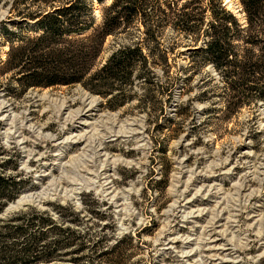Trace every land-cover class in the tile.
I'll list each match as a JSON object with an SVG mask.
<instances>
[{
  "label": "rangeland",
  "instance_id": "rangeland-1",
  "mask_svg": "<svg viewBox=\"0 0 264 264\" xmlns=\"http://www.w3.org/2000/svg\"><path fill=\"white\" fill-rule=\"evenodd\" d=\"M225 1L246 25L241 1L232 0L231 9ZM14 2L0 0V161L16 160L19 168L10 174L27 184L0 213V226L32 209L56 219L55 208L70 205L82 218L77 229L90 241L81 264H105L99 251L124 238L114 264H219L222 245L230 249L227 260L264 264V100L233 105L213 65L191 56L204 36L196 41L174 22L156 29L149 44L145 23L109 36L92 72L124 46L141 43L149 58L169 51L168 62L147 58L146 68L137 67L142 76L124 95L116 87L113 103L81 84L22 93L16 73L1 68L11 45L33 34L19 25L36 21L10 13ZM113 2L93 3L98 24ZM204 178L207 185L221 184L219 193L212 188L214 198L198 193ZM83 194H94L101 205L91 197L83 204ZM196 198L208 201L196 204L208 210L201 218L189 204ZM213 225L220 227L213 232ZM205 241L214 248L196 252ZM71 256L43 264H74Z\"/></svg>",
  "mask_w": 264,
  "mask_h": 264
},
{
  "label": "trees",
  "instance_id": "trees-1",
  "mask_svg": "<svg viewBox=\"0 0 264 264\" xmlns=\"http://www.w3.org/2000/svg\"><path fill=\"white\" fill-rule=\"evenodd\" d=\"M240 1L246 25L240 24L222 0H114L104 6L99 24L92 6L94 2L105 4L106 0H15L10 13L36 23L29 26L25 21L19 25L20 29L31 27L33 34L11 45L2 74L15 72L22 93L30 88L81 84L93 94L111 97L108 103H113L115 88L119 87L118 92L124 95L133 78L142 76L137 67L146 68L149 56L143 54L141 43L124 46L101 69L92 72L107 38L139 22L145 23L149 44L155 40L156 29L174 22L178 31L196 41L204 36V46L191 56L213 65L222 78L225 94L230 100L236 99L235 107L251 103L252 98L264 100V0ZM209 13L211 19L207 22ZM168 52L152 53L149 59L168 62ZM0 151L5 153L3 146ZM10 168L17 171L19 163L13 159L0 161V213L27 184L10 174ZM88 197L93 198V205L100 204L94 194H83V204ZM55 209L56 219L48 212L32 209L0 226V264L52 263L68 255H73L69 262L84 263L90 241L77 229L82 222L80 213L70 205ZM125 239L99 253L100 241L96 242L93 250L105 264H114ZM68 249L72 251L61 252Z\"/></svg>",
  "mask_w": 264,
  "mask_h": 264
},
{
  "label": "bare ground",
  "instance_id": "bare-ground-1",
  "mask_svg": "<svg viewBox=\"0 0 264 264\" xmlns=\"http://www.w3.org/2000/svg\"><path fill=\"white\" fill-rule=\"evenodd\" d=\"M226 2V6H227V8L228 9H231V5H232V0H226L225 1ZM233 8V7H232ZM233 10V9H232ZM83 116V115H82ZM82 116L80 117L79 116V119H83L82 118ZM80 120V121H81ZM83 121V120H82ZM85 121V120H84ZM86 122V121H85ZM84 122V123H85ZM81 123V122H80ZM81 124H83V122L81 123ZM225 169V168H224ZM223 172V171H222ZM226 172H228V171H226ZM226 172H225V174H226ZM224 173V172H223ZM205 175V174H204ZM230 177V176H229ZM206 178V177H205ZM205 178H204V181L202 180V182H204L203 184H202V186H201V188L199 189V191H198V193L199 194H204L205 195V197L206 196H208V195H210V196H214L213 195V193H219V191L221 190V189H217V186H219V185H221V184H218V185H215V186H210V185H207L206 183H208V180H205ZM207 185V186H206ZM213 187H216V191L215 192H213L212 194L210 193L211 192V190H212V188ZM220 187H222V186H220ZM214 189V188H213ZM215 190V189H214ZM199 197V196H198ZM22 198V197H21ZM28 198H30V197H25V195H24V198H23V200L24 199H28ZM214 198V197H213ZM191 201V200H190ZM204 201H206V203L208 202L207 201V199H203V200H200V199H198V198H196V199H194L193 201H191V202H189V204L191 205V207H195V208H198L197 209V214H198V216H197V218H201L202 216H205L206 214H208V212H206V211H208V210H206V208H201V209H199V207L200 206H202L203 204H205V202ZM210 202V201H209ZM196 204H198V206L196 205ZM197 206V207H196ZM217 208V207H216ZM194 211V210H193ZM194 212H192V213H190L189 214V216L190 215H192ZM207 217V216H206ZM196 218V217H195ZM219 221H222V218H220L219 219ZM216 225V224H215ZM212 226V225H211ZM217 227H220V225L219 226H217ZM216 226H214L213 225V227L211 228L212 229V231L214 232V229H216L217 228ZM219 231V230H218ZM220 233H223V232H221V231H219ZM209 236V235H208ZM219 236H222V235H219ZM213 237V236H212ZM187 240V239H186ZM195 240V239H194ZM191 241H193V240H191L190 239V241H188L187 243H188V245H190L191 244ZM196 241V240H195ZM194 241V242H195ZM208 241V240H207ZM213 241V240H212ZM218 241H222V239L221 240H218V239H216L215 241H213V242H215V243H217ZM213 242H211V243H213ZM173 243H175V240H170V244H171V246H172V244ZM197 243V242H196ZM169 244V243H168ZM200 244V243H199ZM209 244H207V242L205 241L204 242V244L202 243V244H200L199 246V248L198 249H200L201 251H197L198 249H196V252H200V253H202V252H210L213 248H214V246H213V248H206L207 246H208ZM226 247V245H222V248H219V251L222 253V255L224 256L223 258H221L220 260H219V258H218V260L220 261V263L219 264H236V263H238V262H236L235 260H227L226 258H227V256H231V253H227L226 251H229L230 249L229 248H225ZM171 248V247H170ZM195 250V249H194ZM193 252V251H192ZM192 254H194V253H192ZM199 257V256H198ZM204 257V256H203ZM203 257H202V259H203ZM226 257V258H225ZM186 258H188V256L186 255ZM205 259H206V257H205ZM200 260V259H199ZM203 262V261H202ZM204 263H207L206 261L204 262ZM201 264V263H200Z\"/></svg>",
  "mask_w": 264,
  "mask_h": 264
}]
</instances>
